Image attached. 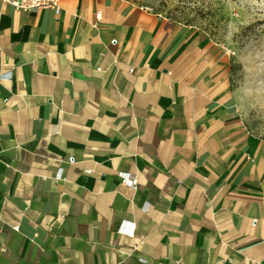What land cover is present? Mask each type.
I'll return each instance as SVG.
<instances>
[{
	"label": "crops",
	"instance_id": "1",
	"mask_svg": "<svg viewBox=\"0 0 264 264\" xmlns=\"http://www.w3.org/2000/svg\"><path fill=\"white\" fill-rule=\"evenodd\" d=\"M61 7L0 0V264H264L228 51L135 0Z\"/></svg>",
	"mask_w": 264,
	"mask_h": 264
},
{
	"label": "rangeland",
	"instance_id": "2",
	"mask_svg": "<svg viewBox=\"0 0 264 264\" xmlns=\"http://www.w3.org/2000/svg\"><path fill=\"white\" fill-rule=\"evenodd\" d=\"M203 30L231 59L245 119L264 135V0H135Z\"/></svg>",
	"mask_w": 264,
	"mask_h": 264
},
{
	"label": "built area",
	"instance_id": "3",
	"mask_svg": "<svg viewBox=\"0 0 264 264\" xmlns=\"http://www.w3.org/2000/svg\"><path fill=\"white\" fill-rule=\"evenodd\" d=\"M4 1L11 3L17 9L37 10L42 8H52L56 14H59L62 11L61 0H4ZM97 16L100 17L101 14L98 13ZM112 42L116 43L117 41L116 39H114ZM120 175L122 176L123 182L136 187L138 182V178L136 176H133L131 175V173H126V172H121ZM255 223H256V219L253 220V224ZM16 228L18 227L16 226ZM135 228H136V224L134 221L125 219L121 222L117 231L119 233H124L127 236L132 237L135 234ZM140 260L142 262L147 261L144 257H141Z\"/></svg>",
	"mask_w": 264,
	"mask_h": 264
}]
</instances>
